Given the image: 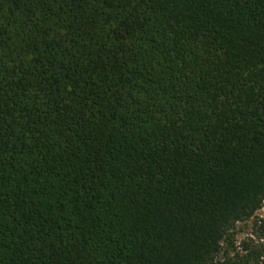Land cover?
I'll list each match as a JSON object with an SVG mask.
<instances>
[{
  "label": "trees",
  "instance_id": "obj_1",
  "mask_svg": "<svg viewBox=\"0 0 264 264\" xmlns=\"http://www.w3.org/2000/svg\"><path fill=\"white\" fill-rule=\"evenodd\" d=\"M263 204L264 0H0V264H220Z\"/></svg>",
  "mask_w": 264,
  "mask_h": 264
},
{
  "label": "rangeland",
  "instance_id": "obj_2",
  "mask_svg": "<svg viewBox=\"0 0 264 264\" xmlns=\"http://www.w3.org/2000/svg\"><path fill=\"white\" fill-rule=\"evenodd\" d=\"M234 232V237L223 243V249L217 258L218 262L264 264V204L253 218L239 222Z\"/></svg>",
  "mask_w": 264,
  "mask_h": 264
}]
</instances>
